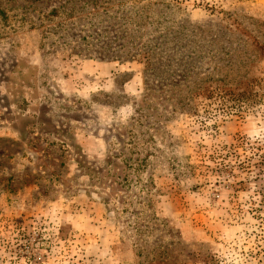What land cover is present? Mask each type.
Returning <instances> with one entry per match:
<instances>
[{"label": "rangeland", "instance_id": "rangeland-1", "mask_svg": "<svg viewBox=\"0 0 264 264\" xmlns=\"http://www.w3.org/2000/svg\"><path fill=\"white\" fill-rule=\"evenodd\" d=\"M0 264H264V0H0Z\"/></svg>", "mask_w": 264, "mask_h": 264}]
</instances>
